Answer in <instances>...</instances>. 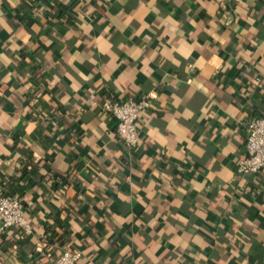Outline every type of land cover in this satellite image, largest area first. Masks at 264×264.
Listing matches in <instances>:
<instances>
[{"label": "crops", "instance_id": "crops-1", "mask_svg": "<svg viewBox=\"0 0 264 264\" xmlns=\"http://www.w3.org/2000/svg\"><path fill=\"white\" fill-rule=\"evenodd\" d=\"M154 91L140 144L107 99ZM264 0H0V264H264Z\"/></svg>", "mask_w": 264, "mask_h": 264}, {"label": "built area", "instance_id": "built-area-1", "mask_svg": "<svg viewBox=\"0 0 264 264\" xmlns=\"http://www.w3.org/2000/svg\"><path fill=\"white\" fill-rule=\"evenodd\" d=\"M154 97V91H151L139 98H112L100 102L104 112L117 118V135L130 150L140 144L139 121L142 114L152 107ZM246 130L245 155L236 165V171L243 175L255 174L264 169V115L250 117L246 122ZM12 227H19L24 236L33 231L23 199L19 195L0 190V232ZM82 255L81 250L66 249L52 264H77Z\"/></svg>", "mask_w": 264, "mask_h": 264}, {"label": "trees", "instance_id": "trees-1", "mask_svg": "<svg viewBox=\"0 0 264 264\" xmlns=\"http://www.w3.org/2000/svg\"><path fill=\"white\" fill-rule=\"evenodd\" d=\"M67 249H68V250H73V251H74V250H79V248H76V247H75V248H74V247H69V248H67ZM82 253H83V252H82ZM82 257H83V255H82ZM77 264H78V263H77Z\"/></svg>", "mask_w": 264, "mask_h": 264}]
</instances>
